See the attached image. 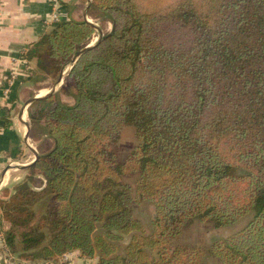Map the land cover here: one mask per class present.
<instances>
[{
  "label": "trees",
  "instance_id": "trees-1",
  "mask_svg": "<svg viewBox=\"0 0 264 264\" xmlns=\"http://www.w3.org/2000/svg\"><path fill=\"white\" fill-rule=\"evenodd\" d=\"M89 12L112 24L95 46L94 25L58 20L24 53L54 83L86 49L66 79L75 103L53 93L29 107L53 147L1 190L2 249L23 264L72 252L97 264H264V0H92ZM126 127L138 144L120 161ZM136 173L134 191L123 178ZM143 201L151 233L134 215ZM196 220L244 224L207 249L171 248Z\"/></svg>",
  "mask_w": 264,
  "mask_h": 264
},
{
  "label": "crops",
  "instance_id": "crops-1",
  "mask_svg": "<svg viewBox=\"0 0 264 264\" xmlns=\"http://www.w3.org/2000/svg\"><path fill=\"white\" fill-rule=\"evenodd\" d=\"M91 2L92 0H0V192L4 188L12 190L23 183L27 170L36 160V154L47 153L53 147L52 140L43 128L30 122L29 107L34 98L42 99L53 93L63 96L62 89L66 82H62L64 76L67 79L72 68V65L66 67L60 82L53 83L50 79L35 74V61L26 60L24 53L51 30L54 10L59 13V21H86L96 27L99 36L104 35L100 25L105 24L108 27L106 33L110 32V22L100 21L89 12ZM35 128L40 131L39 136L52 142V147L44 152L37 145L39 139L33 136ZM8 229V224L0 217V235ZM1 245L0 264H23L15 256L8 254L6 248L2 249L4 244L0 242ZM97 262L98 258L88 260L79 252H72L56 264Z\"/></svg>",
  "mask_w": 264,
  "mask_h": 264
},
{
  "label": "rangeland",
  "instance_id": "rangeland-1",
  "mask_svg": "<svg viewBox=\"0 0 264 264\" xmlns=\"http://www.w3.org/2000/svg\"><path fill=\"white\" fill-rule=\"evenodd\" d=\"M100 27L105 34L107 32L108 27L105 24H101ZM96 38V39H95ZM94 38L93 44L99 38V32L96 33V37ZM66 70V69H65ZM64 70V71H65ZM63 71V73H64ZM62 73V74H63ZM65 75V74H64ZM66 78V76H64ZM64 78L62 84L65 82V89L63 92V96L60 95V100L62 102H66L67 105H73L74 101V94H77L70 85V82L66 81ZM72 88V89H71ZM40 131L38 128L34 129L33 136L35 139H39L38 146L41 147V151L48 150L49 147H52V142L47 141L44 137L39 136ZM119 140V160L124 161L132 149L138 144V141L135 137V129L133 127H126L122 130L121 136ZM139 178V173L132 174L131 176L124 177V181L128 182L130 185L133 186V190L135 191V184ZM41 204H37L35 206V211L38 217L43 213V206L41 208ZM134 215L136 218L140 219L146 228L147 233H151L153 231V219H154V206L146 201H143L141 204H137L134 206ZM244 223L240 225L236 224L227 228L223 229H216L211 223L202 222L199 220L194 221V223L178 238H176L173 242L170 243V247L173 248L177 245H190V246H198L203 248H209L215 241L219 239H224L231 234L236 233L240 230ZM155 255L156 252H154ZM208 264H222L221 260L215 257H208L207 259Z\"/></svg>",
  "mask_w": 264,
  "mask_h": 264
},
{
  "label": "water",
  "instance_id": "water-1",
  "mask_svg": "<svg viewBox=\"0 0 264 264\" xmlns=\"http://www.w3.org/2000/svg\"><path fill=\"white\" fill-rule=\"evenodd\" d=\"M102 38H103V35H100L99 38L97 39V41L95 42V44L92 43V44H91L89 47H87L86 49L95 46L97 43H99V42L102 40ZM86 49H84V50L78 52V53L76 54V56L74 57V59L72 60V62H71L70 65H73V64L76 62L77 58H78V57H79V56H80V55H81ZM61 78H62V75H61L60 78L57 80V82H60ZM39 99H40V98H34L31 102L37 101V100H39ZM39 158H40V155H37V154H36V160H35V162H36ZM35 162H34L32 165H34ZM32 165H31V166H32ZM31 166H30V167H31Z\"/></svg>",
  "mask_w": 264,
  "mask_h": 264
},
{
  "label": "built area",
  "instance_id": "built-area-1",
  "mask_svg": "<svg viewBox=\"0 0 264 264\" xmlns=\"http://www.w3.org/2000/svg\"><path fill=\"white\" fill-rule=\"evenodd\" d=\"M56 6H57V5H56ZM58 19H59V13H58L57 10H54V13H53V15H52V20H53L54 22H57ZM0 242H1L2 244H4V239H3V237L0 238ZM4 246H5V244H4Z\"/></svg>",
  "mask_w": 264,
  "mask_h": 264
},
{
  "label": "bare ground",
  "instance_id": "bare-ground-1",
  "mask_svg": "<svg viewBox=\"0 0 264 264\" xmlns=\"http://www.w3.org/2000/svg\"><path fill=\"white\" fill-rule=\"evenodd\" d=\"M96 39V38H95ZM47 94V93H46Z\"/></svg>",
  "mask_w": 264,
  "mask_h": 264
}]
</instances>
